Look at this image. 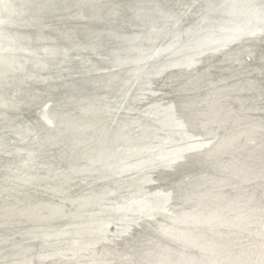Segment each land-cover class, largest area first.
I'll use <instances>...</instances> for the list:
<instances>
[{"label": "bare ground", "instance_id": "1", "mask_svg": "<svg viewBox=\"0 0 264 264\" xmlns=\"http://www.w3.org/2000/svg\"><path fill=\"white\" fill-rule=\"evenodd\" d=\"M0 264H264V0H0Z\"/></svg>", "mask_w": 264, "mask_h": 264}]
</instances>
